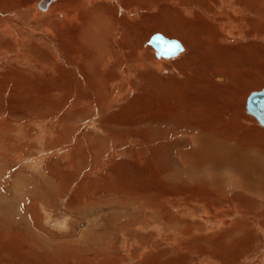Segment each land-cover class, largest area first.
Masks as SVG:
<instances>
[{
    "label": "rangeland",
    "instance_id": "rangeland-1",
    "mask_svg": "<svg viewBox=\"0 0 264 264\" xmlns=\"http://www.w3.org/2000/svg\"><path fill=\"white\" fill-rule=\"evenodd\" d=\"M1 1L3 2V0ZM1 1L0 19L5 23L8 21V18H15L17 16V21L20 23L21 20L18 17V15H22L20 8L30 5L26 11L30 13L33 5L31 2L35 0H4L5 2L3 4H6L5 6L1 5ZM99 1L89 0V3L94 4L95 9H98L103 3L107 4L105 0ZM255 1L213 0L212 3L210 0H150V4L144 5L147 7V12L144 10L140 13L141 16L139 15L140 18L146 15V19H142L140 22L142 30L149 24L148 16H151L153 21V23L150 22L147 29L148 32L145 30L144 37L141 40L144 43L143 49L145 51L148 49L151 54L153 53L152 56L155 58L154 52L150 51H153V48L149 45V47H145V41L147 42L155 33H162L168 38L178 39L183 43L185 42L179 37L182 24L175 21L173 14L176 6L183 4L185 11H189L190 9L198 11L195 14L196 18L193 23H203L211 28L210 32L206 33L208 36L206 41L198 42L202 47H195L197 44H194L191 50L194 58L201 59L204 61L203 63H207L205 64L207 69H198L195 66L189 65L187 62L180 63L189 52L188 45L184 43L186 47V51L183 53L184 55L182 54L180 57L166 62L164 64L166 70L163 69L162 71H158L156 66L147 63L148 65L146 64L143 68L144 70H140V72H144L145 74L143 73V81H141V76V79L137 82L136 92L130 94L125 101L120 102L116 106H106L109 109H106L107 111L105 110L103 112L104 114L100 113L98 116L95 115L90 105L81 107L80 113L78 112L75 115L74 111H68L69 106L76 103L80 94L78 92V87L81 86L80 82H84L81 75H77L76 80L73 78L74 73H78V70H74L73 67L76 65H73L74 63L66 55L70 49L66 50L64 64L62 66L55 65V69L53 70H50V68L44 70L39 63L29 66L21 63L18 59L11 62L8 61L7 64L0 63V258L20 263L22 262V258L20 257L22 254H29L34 258L36 256V258H39L41 255L50 254V258L46 261H49L50 264H59L61 262L57 260H66L65 255L67 253L75 255L77 253L80 258L85 257V259H90L93 257L91 255L92 253L86 254L85 251V254L81 253L82 243L80 242L82 234H88L84 236L85 244L91 249L99 250L100 255L102 252L107 253L106 261L109 264H138L144 260H150L153 264H228L226 256L229 253H231L235 262L238 261V264H252L254 262L256 264H262L264 262V230H260L256 226V223L264 219V214H262L264 212V191H259L256 187L254 188L255 185L260 187V183H264V178L259 175V173L264 172V156L261 159L260 154L252 157V153H248L251 158L256 159L258 162L257 165H250L251 168H255V175L253 174V176L256 177V181L258 182L252 186V189L245 181L247 180L246 176L236 167L231 164H219L215 160L207 159V155H205L206 157L203 156L202 153L207 151V136L202 132L196 136V127L193 126L195 123L196 126H199L198 123L202 121V124H208V121L212 119L213 113V115L218 113L217 115L220 116L221 111L227 112L225 107L228 103L237 106L240 109L239 114L248 117L250 123H253V119L256 120L246 111V100L250 92L261 90L264 87V26L258 27L257 24V19L260 21V18H262L261 14H263L264 7L258 6L255 4ZM227 3L233 5L232 7L235 8V11L237 9L240 12L238 18L233 15L229 16H233L235 21L240 20L243 22L246 16L250 17L248 24L245 26V30L233 35L234 37L236 36V39L233 41H230L227 37L229 34H227L225 18L231 14L226 10L225 6ZM150 12L151 14H147ZM258 12L261 13L259 14ZM184 18L189 19L188 16ZM41 25L43 24L41 23ZM160 25L162 28H160ZM167 26L170 28L167 29ZM3 27L2 25L0 30ZM171 28H177V32L175 33L176 30L170 31ZM34 30H37V28L35 27ZM194 30L192 29L190 32L194 33L196 31ZM31 34L33 35L29 46H33L36 43L35 39L39 41L45 38L42 35L40 36L39 33H35V31ZM93 35L95 36L93 39L96 41L100 37L96 33H93ZM78 36L80 37V35ZM240 36L243 39H238ZM62 39H64L63 41L65 43L71 42L65 37ZM197 39H200V37L196 38L195 35L191 37L193 43L198 41ZM13 40L11 37H5L0 32V41L3 43L2 50L5 53H8L9 48L15 43V40ZM246 43L249 45L247 51L245 49H239L234 53L230 52L228 56V49H235L237 46L246 45ZM223 47L225 48L223 50L224 52L220 53V49ZM12 55L17 57L21 55V52H15ZM37 55L38 52L35 56L37 57ZM40 60L51 63L49 54ZM217 64L219 66L216 70ZM58 66L63 68L64 71L62 73L59 72L60 67ZM55 71H58V73ZM225 75H229V80ZM219 76L224 80L217 78ZM57 77L58 79H56ZM230 83L235 84L238 88L235 89V92L232 90L233 92L231 91L229 96L226 88L229 87ZM66 88L73 89L61 95L55 92L56 90H66ZM86 91L88 92V90ZM41 92L42 96H44L42 97V101L49 98L50 102L48 105L51 104V106H46L45 101L41 105L38 101L30 99V97H35ZM89 93L93 94L92 92ZM233 94L235 95L233 96ZM20 98H22V101ZM189 98L196 100L194 107L190 106L192 104L187 103L185 107L181 106V109H186L189 113V108L195 110L197 107L196 111L198 110L199 115L194 113L188 114L184 110L174 109V104L178 102L184 104L186 101H189ZM207 109H210L211 114ZM139 110L145 113L139 116L140 118L138 119L137 112ZM155 111L158 115H156L157 113ZM71 112L74 113L72 114ZM119 113L123 114L119 115ZM153 113L156 114L154 115ZM204 113L206 114L204 115ZM5 114L7 116H4ZM162 114L165 115L163 116ZM136 116V119L139 121H147L151 117L154 121H148L149 123L147 122L148 124L146 126L145 122L144 124L131 126L137 123L136 121L134 123L132 120ZM5 119L8 123L4 122ZM244 122V125L249 127L250 123L245 120ZM185 124L186 126L188 125L186 128L184 127ZM256 124V131H259L260 128L264 129L259 122H256ZM207 135L210 136V134ZM203 136L205 137L202 138ZM110 139H112L113 143ZM192 139L195 140L192 142ZM82 148L84 151H82ZM91 151L96 154L93 158H90ZM222 151V149L218 150L217 153H221ZM193 153H198V160L196 158L197 155L195 156ZM143 155L144 157H142ZM103 157L106 162L103 164V168L99 170L100 173L98 175H94V173L91 175L89 173V176H87L82 173L89 167H95L98 162L103 161ZM195 163L198 165L196 166ZM163 169L165 171L164 174L162 173V180H166L169 184L168 186H186V188H189V191L191 190L190 195H188L191 196L189 199L196 197V186L199 187L200 184L202 186L215 187L223 195V198L216 196V198L211 197L208 201L216 204L220 208L217 210L219 211L218 214L213 213V210L209 211L211 213L209 222L214 225L213 228H217L219 218H224L221 217V213L225 211L228 212L230 218L235 217L236 221L253 219L254 223H247L244 227L245 231L248 232V239H244L246 244L234 250L231 246L230 238L224 241L222 236H220L233 228L234 222L232 223V220L229 218H226L224 222H230L229 225H224L227 227L213 231L202 220V213H197V217H193L192 215L191 217L181 212L177 205V203L183 200L184 196L181 197V195L171 196L170 206L174 210L170 209V214L172 218L179 222H184L185 225H166V219L158 217L160 213L155 205L158 203V195L156 196L158 189L155 184L164 188V186H160L161 184L157 180L160 171ZM74 177L79 179L75 180ZM82 178H86L85 180L90 181L92 185L83 186L82 193L79 197L81 200L78 202H84L89 199L90 201L95 200L96 195L92 192L91 188L94 189L95 182L100 181V183H105L103 187L104 199H114L115 196L112 198L111 194L116 193L115 195H120V191L118 189L116 190L115 187L122 189L124 187L127 189L125 194H129L132 191L137 193L139 203L136 206L139 209L133 210L132 206L129 208V211L124 212L125 214L122 215L123 210H116V208L120 209L122 201H118V204L110 202L114 206L111 209L112 211L110 210V205L106 203H104L106 205L103 207L104 210L102 212H99L97 208L91 206L94 205L92 203L91 205L86 204L87 206L85 205L81 209L78 207H74L71 210L68 209L69 201L77 203L76 200H79L75 197L77 194L74 193L79 189L78 187L81 185ZM233 180L238 181L239 184H233ZM58 183L59 185L63 183L59 193L57 192ZM24 187L26 191L34 188L32 190H35L33 192L37 193L38 196L34 201V204L36 203L35 205L29 201L30 196L26 195V198L20 194V191ZM88 188L89 191L85 194ZM42 189L44 191L46 189V191L43 193ZM143 190H146V193H143ZM238 194L239 196L237 198ZM240 194L244 199L240 197ZM28 195L32 196L30 193ZM41 195H45L44 198ZM148 196L149 198L151 196L150 200ZM232 196L240 199H233ZM32 197L35 196L33 195ZM200 197L202 199L201 201L192 203L193 209H198V205L201 203H203V207L207 204L203 201L206 199V193L200 192ZM158 198H162V196H158ZM74 199L76 200L73 201ZM244 200L249 201L253 208H250L249 212L245 209L243 212H240V216H238V213L235 216V212H231V207L236 204L239 208H244ZM256 204L257 206L254 208ZM142 205L144 208H141ZM151 205L152 207L155 205L156 209L155 207L152 208ZM87 207L94 209L91 210ZM76 210L84 211L78 213ZM221 210L222 212H220ZM119 211H121L120 214ZM255 211H258V213L261 212V215L257 218L253 217ZM141 212L142 214H139ZM106 213L107 216H105ZM114 217L117 219V222ZM94 219H96L97 224L94 223ZM108 219L110 222H107ZM64 222H67L68 228H70L69 231L68 228H62L61 224H64ZM194 226H197L198 229L194 230ZM97 227H101L99 228L100 230ZM105 227L109 230L106 231L107 229ZM92 229L95 234L91 232ZM182 229L187 230L186 235H184ZM89 234H91V237ZM199 238L201 243L191 245L192 247H189L190 249L192 248L191 250L185 247L187 239ZM70 239L72 240L71 242ZM181 241V247L184 245L182 247L183 249L179 248ZM74 243L78 246L77 248H71L72 246L76 247ZM62 245L69 248L67 253L62 252ZM241 249H247L248 252L239 254L238 252ZM234 251L236 254H234ZM42 260L38 261L36 259L35 261L37 264H49L45 259ZM229 262L231 264L233 263L232 260H229ZM68 263L74 264V261L70 258Z\"/></svg>",
    "mask_w": 264,
    "mask_h": 264
},
{
    "label": "bare ground",
    "instance_id": "bare-ground-1",
    "mask_svg": "<svg viewBox=\"0 0 264 264\" xmlns=\"http://www.w3.org/2000/svg\"><path fill=\"white\" fill-rule=\"evenodd\" d=\"M105 1L107 2V4L106 3H103V5L99 6L98 9H95L94 6H93L94 4H90L89 3V0H58L57 2H56V0H35V1H32L31 2V4H33V5H32V10L30 11V13H27L26 12L27 9H28V7L30 5H28V6L24 7V8H20V12L22 14V15H18L19 20H21L20 23H18V21H17V18H16L17 16H15V18L14 17L13 18H8V21H6L5 23L3 22V20L0 19V28H1L2 25L4 26L2 28V30H0V32L3 33V35L5 37H11L12 40L13 39L15 40V43H13V46L11 48H9V52L8 53H5L2 50L3 43L0 41V63L1 64H5V63L7 64L8 61L11 62V61H15L16 59H18V60L21 61V63L27 64L29 66H33V65H36L37 63H39V64L42 65V69L45 70V69L50 68V70H53V69H55V67H54L55 65H61L62 66L64 64V61L66 60V58H65L66 50L67 49H70L69 51H67V54L66 55L69 57L70 61L74 63L73 65H76L75 67H73L74 70H78L77 71L78 73H74L73 78H74V80H76V76L77 75H81L82 78H83V80H84V82H82V81L80 82V85L81 86L78 87V92L80 94H79V96L77 98L76 103L74 105L69 106L68 111H74L75 113L74 112L73 113L75 115L78 112L80 113L81 107H85L87 105H90V108L93 109V111H94V113H95L96 116L100 115V113L102 114L106 109H109V108H106V106H108V107L116 106L120 102L125 101L130 94L136 92L135 91L136 84L141 79V76H142V80L141 81H143V73L144 72L142 73V72H140V70L143 69L146 66L147 63L148 64H151L152 66L153 65L156 66L158 71H162L163 69L166 70V66L164 65L166 62H169L171 60H174V59L180 57L186 51V47L184 46V43H186L188 45L189 52L180 61V63L187 62L189 65L195 66L198 69L199 68H203V70H206L207 69V67L205 65L207 63H203L204 61L201 60V59L194 58L193 55H192V53H191V50H192V47H193L194 44H197V45H195V47H202L201 44H199L198 42L199 41L205 42L206 41V38H208V36L206 35V33H209L210 32V29H211V28L207 27L206 25H204L203 23H193V21L196 18L195 14L198 11H194L192 9H190L189 11H185V8H183L184 7L183 4H180V5H177L176 6V10L173 11V14H174V17H175V21H177V23H179V24L180 23L182 24V27H181L182 30L179 31V37L182 40H184L185 42L183 43L181 40L179 41L178 39H171V38H169V39L178 41L181 44V46H182V50L178 51L175 55H172V56H168V57L158 56L155 48L149 43V40L147 42L145 41V47H147L149 45V46H151L153 48V51L150 50V49L149 50L151 52H154V55H155V58H156L155 59L152 56L153 53L151 54L148 51V49H147V51H145V49H143V44L144 43L141 42V40H142V38L144 37V34H145L144 32H145V30L147 31V29H148V27L150 25V22L153 23V21L151 19L152 17L151 16H148L147 19H148V23L149 24H147L146 27L143 30L141 29L140 22H141L142 19L143 20L146 19L145 18L146 15L143 16L142 18H140V16H141L140 13H142L144 10H145V12H147V7H145L144 5L145 4H147V5L150 4L151 3L150 0H143V1L142 0H105ZM210 1L213 3V0H210ZM3 2H5V1L3 0ZM3 2H2L1 5L2 6H5L6 4L4 5ZM54 2H56V3L54 4ZM95 2H97V1H95ZM221 4H222V2H221ZM221 4H220V6H221ZM255 4H257L258 6L264 7V0H256L255 1ZM232 6L233 5H230L228 3L225 6L226 7V10L229 13H231V14H229L225 18L227 34H229V36L227 35V37H228V39L230 41H233V40L236 39L235 38L236 36L235 37L233 36L234 34L241 33V31H244L245 30V26L248 24L249 19H250V17L246 16L243 22L240 21V20L239 21H235L234 18H233V16H235V17L238 18L240 12L237 9L235 11V8L232 7ZM163 8H165V7H163ZM258 11H259V9H258ZM246 12H247V10H246ZM147 14H151V12L150 13H147ZM186 15L189 17L190 20L187 19V18H184V17H187ZM230 15H233V16L229 17ZM261 15H262V18H260V21L257 19V21H258V23H257L258 24V27L264 26V11H263V14H261ZM2 16H4V15H2ZM25 22H26V24H25ZM41 23L43 25H41ZM252 23H253V21H252ZM157 24H160V23H157ZM39 25H40L41 28L39 27ZM65 25H66V27H65ZM35 27L37 28L38 31L37 30H34ZM160 28H162L161 25H160ZM166 28L169 29L170 27L167 26ZM176 29L177 28H175V29L171 28L170 31H174ZM192 29H195L196 31L194 30L195 31L194 33L193 32H190V30H192ZM33 31H35V33H37V34L39 33L40 36L42 35L45 38H42L39 41L34 38L36 43L33 46H29V43L31 42L32 35H33L31 33H33ZM57 32H58V34H57ZM176 32H177V30L175 31V33ZM93 33H96L97 36H100L98 38L96 37L98 39L97 41L93 39V38H95V36L93 35ZM78 35H80V37ZM162 35L164 37H166L164 34H162ZM194 35H195L196 38L200 37V39H197L198 41H196V42L193 43V41H191V37L194 36ZM75 36L77 38L78 37L79 38L77 39ZM63 37L67 38L71 42L70 43L66 42L67 43L66 44L63 41L64 39H62ZM166 38H168V37H166ZM238 39H243V37L240 36V37H238ZM15 44L17 45L16 47H15ZM247 48H249V45L246 43V45L244 44L242 46H237V48H235V49H233V48L228 49L227 50V54L229 56L230 55V52L231 53H234L235 51H238L239 49H245L247 51ZM259 48H261V47H259ZM224 49H225L224 47L221 48L220 49V53L224 52L223 51ZM19 51L21 52V55H19L17 57H15V56L12 55V53L19 52ZM37 52H38V55L36 57L35 54ZM47 54L50 55L51 63L49 61L44 62V61H41L40 60V59H42V57H45ZM202 65H204V66H202ZM223 65H225V63H223ZM218 66H219V64H217L216 70H217ZM58 67H60V66H58ZM63 71H64L63 68L60 67L59 68V72L62 73ZM56 73H58V71ZM140 73H142V74H140ZM225 76L229 80V77H228L229 75L228 76L225 75ZM217 78H219L220 80H224L220 76L217 77ZM56 79H58V77ZM201 82L204 83L202 80H201ZM87 87H88V89H87ZM210 87H212V86H210ZM217 88H218V86H217ZM237 88L238 87L235 84L230 83L229 87L226 88V91L229 92V96H230V92L232 90L235 92L236 91L235 89H237ZM72 89L73 88H70V89L69 88H66V90L65 89H62L60 91L59 90L58 91L56 90L55 92L57 94L61 95V94L70 92ZM86 90H88V92ZM200 91H201V89H200ZM89 92H92L93 94H90ZM204 93H205V91H204ZM212 93H215V92H212ZM26 94H28V93H26ZM235 94H233V96ZM42 97H44V96H42V92H41V93L37 94L35 97H30V99L31 100H34V101H38V103L41 104V105H43V102L45 101L44 103L46 104V106H51V104L48 105V103L50 102V99L48 98V99L42 101ZM20 99L22 101V98H20ZM139 99H141V98H139ZM188 100L189 101H186L185 100L186 103H184V104H181V103L178 102L177 104H174L173 103L174 105L173 104L172 105L175 107L174 109H176V110H182V111L184 110L186 113H188V110L186 111V109H181V106L185 107L186 104L188 103V104H192L190 106L194 107V105L196 104V100L195 99L189 98ZM171 102H173V101H171ZM32 103H34V102H32ZM170 105H171V103H170ZM141 106H143V105H141ZM196 108H195V110H193V108H189V113L188 114H193V113L194 114H198V112H197L198 110L196 111ZM123 109H125V108H123ZM225 109H227V112L221 111L220 112L221 113L220 116L217 115L218 113H216V115H213L214 114L213 113L212 114V117H211L212 119H210L208 121V124H204V123L202 124V122H203L202 121V122H199L198 123L199 126H196V123H195L193 125V126L196 127V130H195L196 133L195 134L197 136V135H199V133L202 132L205 136H207L206 137V143H207L206 147H207V151H204L202 153L204 157H206L205 155H207V159L210 158V159H212V161L215 160L219 164H231V165H233L244 176H246L247 180H245V181H246L247 185L250 188H252V186L255 185L258 182L256 181V177L253 176V174L255 175V168L254 167L251 168L250 165L251 164L257 165L258 162H257L256 159L251 158L248 155V153L249 152H250V154L252 153L253 154V155L251 154L252 157L255 156L256 154H258V155L260 154L259 156L262 159V157L264 156V129H261L260 128L259 131L257 130L258 131V133H257V131L255 130V128H256L255 126L257 125L256 122H258V120L252 114L249 113L250 115H252L256 119V120L253 119L254 120V121L252 120L253 123H250L248 117H245V116H242V114H239L240 113V109H238V107L235 106L234 104H231V103L226 104ZM207 111H209L210 114H211L210 109L209 110L207 109ZM201 112H203V111H201ZM143 113H145V112H143L141 110H139L137 112L138 119L140 118L139 116H141ZM2 114H4V113H2ZM120 114H123V113H119V115ZM205 114L206 113H204V115ZM154 115H153V117H154ZM156 115H158V113ZM159 115H160V113H159ZM179 115L181 116V114H179ZM207 115H208V113H207ZM4 116H7V115L5 114ZM160 116H158V118H160ZM136 118H137V116L134 119L132 118V120L134 121V123H135V121L137 123L136 124H132L131 126L144 124V122H145V126H146L149 122H153L154 121L152 119V117L149 118L147 121H144V120L139 121ZM145 119H146V116H145ZM154 119L158 120L157 118H154ZM161 120H162V117H161ZM244 120L247 121L248 123H250L249 127H247V126L244 125V123H245ZM4 122H7V120L5 119ZM194 122H192V123H194ZM187 126L185 124L184 127L186 128ZM261 126L264 127L263 125H261ZM134 129H136V128H134ZM189 129H190V127H189ZM127 130H128V128H127ZM207 134H210V136H208ZM205 136H203L202 138H204ZM60 138H62V137H60ZM193 140H195V139H192L191 141L193 142ZM110 141L113 143L112 139H110ZM198 142H199V140H198ZM154 143L156 144V142H154ZM194 143H195V141H194ZM200 144H201V141H200ZM192 145H193V143H192ZM192 145H191V147H192ZM74 147H76V146H74ZM72 149H73V147H72ZM221 149L223 151L221 153H217V151L218 150H221ZM208 150H211V151H208ZM73 151H74V149H73ZM82 151H84L83 148H82ZM93 151H91V157L90 158H93L96 155L95 152H93ZM242 152H243V154H242ZM116 153H118V152H116ZM190 153H192V152H190ZM197 154H194V155L196 156ZM144 155L142 157H144ZM198 156L199 155H197V157H196L197 160H198ZM87 158H89V157H87ZM103 159H104V157H103ZM150 159H152V158H150ZM105 162H106V160L104 159L103 161L98 162V164L95 167H89L88 169H86L82 173L85 174V175H87V176H89V173L91 175H92V173H94V175H98V173H100L99 170L103 168V164ZM195 165L197 166L198 164L195 163ZM195 165L193 164L194 167H195ZM198 168H199V166H198ZM164 171H165L164 169L162 171H160V174H159V176L157 178V180H159L158 182H160L161 185L157 181H155L160 186H164V188H162V187L157 186V184H155V186L158 189V192L156 193V196L157 195L159 197L162 196L163 199L162 198H158V196H157L158 203L155 204V205L157 206V208L159 210L158 212L161 215V216L159 215L158 217L165 218L166 219V225H170V226H183V225H185L184 222H179V221L175 220L174 218H172L171 217L172 215L170 214V209L171 210H174L170 206V202L172 200V197L171 196L181 195V197L184 196L183 197V200L180 201L179 203H177L178 209L181 212H183L187 216H191L192 215L193 217H197L196 216L197 213H202V216H203L202 220L204 221V223L206 222L211 227L209 229L210 230H213V231L220 230L222 228L227 227V226H224V225H229L230 222H226V223H224V222L226 221L225 220L226 218H229V219L232 220L231 221L232 223L234 222V226L227 233L222 234L220 236H222V238L224 239V241H226V239L230 238V240H231V246L234 248V250H236L238 247L243 246V245L246 244V242L244 241V239H248V232L245 231V228L244 227L246 226L247 223H250V224L251 223H254V220L253 219H248V221H242V220L236 221L235 217H231L230 218L228 212L225 211V212L221 213V217H224V218H219V221H218V224L219 225L217 226V228H213L214 225H212L209 222V216H211V213L209 211H212L213 210V213H217L218 214L219 211H217V210L220 209V208H218V206L216 204H212V203H210L208 201H209V199L211 197L216 198V196H219V197H222L223 198V195L218 190H216L217 188H215V187H209V186H206V185L205 186H202V184H200V186H202V187H200V186L197 187L196 186V188H197V192L195 194L196 195V197H195L196 199L194 197L192 199H189V197L191 198V196H188V195H190L189 193H191V190L189 191V188H186V186H174V187H172V185L171 186H168L169 184L166 182V180H162L163 179L162 178V175L164 174ZM187 175H188V173H187ZM259 175L264 178V172L259 173ZM71 177H73V176H71ZM74 179L75 180H78L79 178H75L74 177ZM85 179L84 178L81 179V183H80L81 185L78 187L79 189H77L76 193H74V194H77V196H75V195L74 196L77 197L78 199H79V197H80V195L82 193L83 186L84 185L89 186L91 184L90 181H87ZM75 180H73V181H75ZM57 182H59V181L57 180ZM179 182L181 183V181H179ZM237 183L239 184L238 181L233 180V184H237ZM62 184L59 185V183H58V187H57V190H58L57 192L58 193H59V190H61V187L63 186ZM106 184H109V183H106ZM152 184H153V182H152ZM104 185H105L104 182L103 183L102 182L100 183V181L95 182L94 189L91 188V190L96 195V199L90 201V199L88 198L89 200L84 201V202H78L81 199H79V200L74 199L73 201L76 200L77 203H74L72 201H69L68 202V209L71 210L74 207H78L79 209H81L86 204L87 205H89V204L91 205V203H92L94 205H91V206H93L94 208H97V210L99 212H102L104 210L103 207L106 204L110 205V210H111L112 207H114L113 206V203L114 202L117 203L118 201H120V202L122 201V204L120 206V209L119 208H116V210H123L122 211V215L125 214L124 212L129 211V208L132 207V206H133V210L139 209L136 206V204L139 203V201H138L139 200V197H138V195H137V193L135 191L129 192V194L128 193L125 194L127 192V189L126 188L123 187V189H122V188H116L115 187L116 190L118 189L120 191V195H115L116 193L115 194H111L112 198H113V196H115V197H114V199H110L109 200L108 198L107 199H104L105 198L104 195H103V187H104ZM255 187L259 191L260 190L261 191H264L263 190L264 189V183L263 184L260 183V187H258L257 185H255L254 188ZM155 188H153V189L155 190ZM32 189H34V188H32ZM134 189H136V188H134ZM141 189H143V188H141ZM31 190L26 191V188L24 187L20 191V194H22L25 197H26V195L27 196H30V200L29 199L28 200L31 201V204L32 203L34 204V201L37 199L38 196H37V193L33 192L35 190H32V191ZM45 191H46V189H45ZM45 191H44V189H42V192L43 193ZM64 191H65V189H64ZM84 191H85V189H84ZM88 191H89V188L85 191V194H87ZM115 192H117V191H115ZM151 192L155 193L154 191H151ZM183 192H185V193L183 194ZM200 192L206 193V199L203 200V201L207 203V204L204 203L205 204V207L207 209L202 206L203 203H201V204L198 205V209H193L192 203L202 200L201 197H200ZM29 193L32 194V196L34 195L36 198L35 197H32L31 195H28ZM143 193H146V190ZM105 194H107V193H105ZM148 194L150 195V193H148ZM141 195H143V194H141ZM41 196H42V198H44L43 195H41ZM192 196H194V195H192ZM238 196H239V194L237 195V198H238ZM85 197H86V195H85ZM240 197H242L241 194H240ZM20 198L22 199V197H20ZM150 198H151V196H150ZM150 198L148 196V199L149 200H150ZM154 198H155V196H154ZM232 198L233 199H237V198H235L233 196H232ZM239 199H237V200H239ZM127 200H128V202H127ZM245 200H247V199H245ZM245 200L243 202V207L244 208H239L236 204L235 205L232 204L233 206L231 207V212H235V216H236V213H238L239 214L238 216H240V214H241L240 212H243V210L246 209L249 212V209L250 208H253V206L250 205L251 203L249 201H245ZM24 202H25V200H24ZM107 202H109V203H107ZM110 202H113V203L111 204ZM104 203H106V204H104ZM16 204H18V203H16ZM155 205L153 207H155V209H156V206ZM144 206H146V205H144ZM256 206H257V204L254 206V208ZM151 207H152V205H151ZM87 208L88 209H91V210L94 209V208H90V207H87ZM141 208H144L143 205H142ZM23 209H24V207H23ZM28 209L31 211L30 208H28ZM214 209H215V212H214ZM81 211H84V210H80V211L79 210H76V212H78V213H81ZM120 212L121 211H119V214H120ZM152 212H153V210H152ZM220 212H222V210ZM261 212H262V210H261ZM261 212L258 213V211H255L253 217L257 218L259 215H261ZM115 213H116V211H115ZM82 214H84V213L82 212ZM119 214H118V216H119ZM139 214H142V212L139 213ZM262 214H264V212H262ZM95 215H97V214L95 213ZM216 215H214V216H216ZM105 216H107V213L105 214ZM198 217H200V216H198ZM216 217L218 218V215ZM114 219H116V218L114 217ZM150 219H151V217H150ZM95 220L96 219H94L93 221H95ZM118 220H119V218H118ZM115 221L117 222V219ZM107 222H110V220L108 219ZM112 222H113V220H112ZM33 223H35V222H33ZM94 223L97 224L96 221ZM59 224H60V222H59ZM258 224H259V226H258ZM91 225H94V224H91ZM104 225L107 226L106 224H104ZM61 226H62V228H68L67 222H64V224H61ZM256 226H257L258 229L264 230V219H263V221L256 223ZM57 227H58V225H57ZM101 227H97V229H99ZM189 227H190V225H189ZM189 227H187V228H189ZM69 229L70 228H68V231H69ZM186 229H182L184 231V235H186V233H187V230ZM195 229H198L197 226H194V230ZM108 230L109 229H107L106 231H108ZM88 231H90V230H88ZM93 231L94 230L92 229L91 232H93ZM93 233L95 234V232H93ZM85 235H88V234H84V235L82 234V238L80 240V242L82 243V250H83V252L81 250V253H84V251L86 252V254L87 253H89V254L92 253L91 255H93V257L90 258V259H85V257L84 258H80L77 255V253H76V255L75 254H72V253H67L69 248L66 246L67 245V243H66V245H65L66 247H64V245H62V252L67 253V255H65L66 256V260L63 259L61 261V259H58L57 258L58 259L57 261L61 262L59 264H69L68 261H69L70 258H71V260L74 261V264H109L106 261V256L108 255L107 253L102 252L101 253L102 256H101L99 250L91 249L87 244H85V241H84L85 240L84 239V236ZM89 236L91 237V234H89ZM71 241L72 240L70 239V242ZM70 242H68V243H70ZM80 242H78V243H80ZM200 243H201L200 238L199 239H192V240H188L187 239L186 240V246L185 247L189 248L191 245H194V244H197L198 245ZM181 245H182V241H181V243L179 245V248L183 249L182 247L184 245L182 247H181ZM75 246H76V244H75ZM77 247L78 246H76V247H73L72 246L71 248H77ZM72 250H74V249H72ZM77 251H78V249H77ZM246 252H248L247 249H241V250H239L238 253L239 254H244ZM193 253H194V251H193ZM234 254H236V252ZM49 255L48 254L47 255H41L39 258H36L37 256L34 258L31 255H29V254H22V255H20V257L22 258L21 259L22 262H20V263L19 262H16V261L15 262H12V261H8V260H4V259L0 258V264H37L36 261H35L36 259L38 261L39 260L43 261L42 259H45V261H46L48 258H50L51 255L50 256ZM67 256H68V258H67ZM226 259L228 260V264H231L229 262V260H232V262H233L232 264H238V261L235 262V259L232 258L231 253L227 254ZM46 262L49 263V261H46ZM138 264H153V263L150 260H144L143 262L138 263ZM252 264H256V263L254 262ZM262 264H264V262H262Z\"/></svg>",
    "mask_w": 264,
    "mask_h": 264
},
{
    "label": "water",
    "instance_id": "water-1",
    "mask_svg": "<svg viewBox=\"0 0 264 264\" xmlns=\"http://www.w3.org/2000/svg\"><path fill=\"white\" fill-rule=\"evenodd\" d=\"M149 43L155 48L158 56L168 57L182 50L178 41L166 38L161 33L153 34ZM246 111L264 126V87L261 90L250 92L246 100Z\"/></svg>",
    "mask_w": 264,
    "mask_h": 264
}]
</instances>
